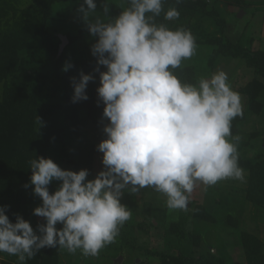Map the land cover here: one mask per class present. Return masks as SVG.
I'll return each mask as SVG.
<instances>
[{"label":"clouds","instance_id":"1","mask_svg":"<svg viewBox=\"0 0 264 264\" xmlns=\"http://www.w3.org/2000/svg\"><path fill=\"white\" fill-rule=\"evenodd\" d=\"M101 5L106 20L93 17L96 0H83L76 14L96 38L90 50L99 72L97 103L104 104L101 122L107 119L106 138L97 145L104 167L87 179L88 169H62L43 156L30 160V184L42 200L33 212L45 219L37 225L39 234L19 214L10 221L8 206H0V252L16 256L19 264L46 247L98 255L131 218L121 202L126 191L152 187L166 196L170 211H187L197 184L246 179L239 164L241 138L231 132L232 121L243 116L241 98L227 73L189 83L173 71L197 49L190 30L157 20L162 12L165 21L179 19L178 9L165 11L164 0H121L122 10L110 16L109 0ZM72 67L66 62L62 71ZM94 79L82 70L79 79L71 78L73 103L89 98L86 88ZM35 123L39 130L43 121L37 114ZM54 180L62 183L50 193Z\"/></svg>","mask_w":264,"mask_h":264},{"label":"trees","instance_id":"2","mask_svg":"<svg viewBox=\"0 0 264 264\" xmlns=\"http://www.w3.org/2000/svg\"><path fill=\"white\" fill-rule=\"evenodd\" d=\"M244 7L245 0H232ZM83 0H27L21 7L14 1L5 5L0 0V206L7 205L6 215L15 222V214L29 221L34 231L45 219L35 221L34 204L42 203L33 193L30 184L32 175L30 160L36 156L51 158L62 169L79 171L94 164V155L98 151L93 144L78 146L70 156L66 145L68 136H77L81 130L92 134L102 132L101 122L104 104L98 101L97 87L99 72L96 57L91 54V45L96 38L91 37L86 25L76 14ZM97 11L93 17L103 14L101 0H96ZM121 0H109L110 16H116L122 10ZM8 5V6H7ZM7 6V8H5ZM63 9L62 14L57 9ZM85 7H87L85 5ZM164 10L175 7L180 12L179 19L165 21L164 13L158 22L170 28L183 27L191 31L197 45L211 48L207 64L213 66L222 57L242 60L252 69L253 76L243 84L232 85V89L247 97V107L243 116L232 121L231 132L245 116L259 114L264 108V49L250 47L238 41H232L224 33L225 20L219 15L215 4L208 5L205 0H164ZM212 19L217 27L209 31L205 21ZM60 35L67 43L59 53ZM66 62L73 67L62 71ZM92 73L94 80L89 81L86 92L88 99L73 103L71 78L79 79V72ZM100 70H105L100 66ZM183 82L196 83L197 77L192 65L184 64L173 70ZM36 114L43 124L35 123ZM260 146L253 159L239 155L240 166L248 171L246 198L257 207H264V151ZM62 183L52 181L48 188L54 192ZM27 185V187H26ZM194 214L203 219L211 217L202 206L194 208ZM230 217L229 215L227 218ZM182 222L173 221L166 227V236L182 239ZM127 248H134L124 241ZM240 243L245 253V264H264L263 244L256 236L242 231ZM125 245V246H126ZM57 248H43L26 264H60ZM147 251V250H146ZM146 253H149L147 251ZM160 259L161 264H222V257L211 250L201 252L197 257L185 255L180 247L168 248L164 252H150Z\"/></svg>","mask_w":264,"mask_h":264},{"label":"rangeland","instance_id":"3","mask_svg":"<svg viewBox=\"0 0 264 264\" xmlns=\"http://www.w3.org/2000/svg\"><path fill=\"white\" fill-rule=\"evenodd\" d=\"M15 6H23L27 0H2L3 4L13 2ZM208 5L215 4L219 15L225 20L224 33L228 39L238 41L250 47L264 49V0H245L246 6L240 7L232 0H205ZM8 6V5H7ZM7 6L5 8H7ZM59 7L57 12L62 14ZM209 31L216 30L213 20L205 22ZM211 47L197 45L196 53L184 64L192 65L197 81L200 77H208L223 70L228 75V83L243 84L253 74L252 69L245 66L242 60H231L220 57L213 66L207 64ZM0 81V98L2 92ZM242 111L247 107V97L241 93ZM233 134V133H232ZM240 136L238 152L242 158L253 159L260 146L264 148V108L261 113L245 116L234 128V136ZM66 145L70 156L74 155L78 146L93 144L95 147L106 138V134H92L89 130H81L80 134L68 136ZM262 148V149H263ZM264 151V149H263ZM102 155L97 151L94 164L87 179L95 178L103 169ZM244 182L222 180L212 186L197 184L190 195L187 211H170L166 206V196L152 187H144L137 193L126 191L121 202L131 211V218L121 227L115 241L99 250L96 256H84L80 250L70 253L67 249H58L60 264H116L114 259L122 256L120 264H161L160 259L150 252H166L168 248L180 247L185 255L197 257L201 252L211 250L222 257V264H245L246 258L240 243V234L246 231L263 244L264 250V207H257L246 198L248 171L244 170ZM34 208L40 204H34ZM202 206L211 220L199 218L194 208ZM230 216L227 218V216ZM35 215V221L43 220ZM182 222V239L177 236H166L165 230L171 222ZM57 227H62L59 223ZM135 245L126 248L127 245ZM126 245V246H125ZM149 253H146L147 251ZM0 264H19L18 258L6 252H0Z\"/></svg>","mask_w":264,"mask_h":264},{"label":"water","instance_id":"4","mask_svg":"<svg viewBox=\"0 0 264 264\" xmlns=\"http://www.w3.org/2000/svg\"><path fill=\"white\" fill-rule=\"evenodd\" d=\"M60 38H61V43L59 45V53L62 51L63 47L67 43V39L64 35H60ZM121 261H122V256H120V255L114 259V263H116V264H120Z\"/></svg>","mask_w":264,"mask_h":264}]
</instances>
